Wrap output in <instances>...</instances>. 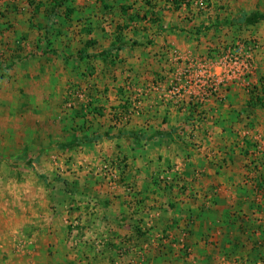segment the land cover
Segmentation results:
<instances>
[{
  "label": "rangeland",
  "instance_id": "rangeland-1",
  "mask_svg": "<svg viewBox=\"0 0 264 264\" xmlns=\"http://www.w3.org/2000/svg\"><path fill=\"white\" fill-rule=\"evenodd\" d=\"M67 1L0 0V264H150L136 261L132 253L135 247L139 249L132 236L134 225H125L124 229L129 231L120 232L116 216L136 215L139 220L147 218L146 222L151 223L149 208L136 199L141 188L137 182L156 181L162 193L166 181H172L173 176L187 179L182 183L189 191L187 200L194 205L198 202L192 209L205 212L221 209L220 217L214 214L210 217L229 231L224 234L231 237L236 232L241 234L240 239L226 240L227 246L205 264H264V187L256 186L264 173V102L258 100L264 97V21L256 25L243 22L252 13H264V0H168L160 15L152 7H140L134 13L124 11L122 18L115 9L110 11L113 32L122 30L137 37L158 25L164 28L162 21L186 24L179 30L192 34L187 36L192 37L195 51L179 49L170 43L159 51L142 52L141 42L133 38L135 53L104 50L101 55L98 50L92 57L96 65L93 72L82 55L85 71L80 72L77 81L68 78L71 85L66 84L63 103L54 104L51 109L57 118H50V123L45 124L44 130L53 134L51 144L42 150L37 141L28 148L23 145L24 140L22 143L15 136L25 131L26 122L35 124L36 120L21 117L25 114L20 108L22 89L13 76L17 74L13 66L20 64L24 70V65L34 63L42 50L44 57L53 54L49 61L65 64V60L57 57L54 46L56 37L70 32L68 20H80L82 26L87 25L84 32L92 29L91 20L97 25H107L101 15L102 4L97 3L100 0H82L87 5L92 1L98 5L92 10L91 19L86 18L89 7L77 8L80 15L74 18L76 8L69 3L62 7ZM56 5L59 7L57 13L54 10L55 16L61 15L58 20L52 14ZM163 15L169 19L164 20ZM190 23L195 25L191 29ZM35 33L38 37L29 39ZM78 42L85 47L84 40ZM18 43H23V47H14ZM86 46L96 49L95 40H87ZM229 50L235 56L251 54L253 64L245 83L236 81L224 87V101L214 95L203 99V91L197 89L196 94H201L196 96L171 93L175 76L184 67L223 60ZM102 60H108L107 65L119 62L123 66L106 70ZM137 63L140 64L134 67ZM106 81L110 84L106 85ZM226 102L230 103L231 114L222 130L216 128V133L210 124L215 116L214 105ZM150 105H162L187 117L185 134L170 138L178 146L182 143L176 157L181 160L183 174L171 167L167 172L163 158H153L155 153L148 149L147 143L127 135L121 140L105 137L102 141L95 136L96 127H100L96 124H102L104 130L108 126V132L113 134L124 129L132 131L137 117L148 114ZM135 162H140L143 173L134 169ZM155 163L158 170L150 166ZM233 177L236 183L229 184L227 179ZM182 184L172 185L171 191ZM154 204L160 207V197ZM164 206L163 203L161 209ZM134 228L137 235L146 236L144 228ZM161 234L157 235L160 241L164 239ZM189 234L182 233L178 240L184 244L180 250L185 261L190 256L197 259L185 244ZM207 235L199 242L217 248L218 240ZM121 241H126V247L120 246ZM149 242L153 243L148 238L145 244ZM124 247L129 250L120 255L119 250ZM146 249L155 252L154 248ZM137 253L140 255V250ZM239 253L249 258L247 262L237 258ZM171 256L166 264H172ZM183 259H175L174 264H182Z\"/></svg>",
  "mask_w": 264,
  "mask_h": 264
},
{
  "label": "crops",
  "instance_id": "crops-1",
  "mask_svg": "<svg viewBox=\"0 0 264 264\" xmlns=\"http://www.w3.org/2000/svg\"><path fill=\"white\" fill-rule=\"evenodd\" d=\"M104 1V4H103ZM168 0H100L98 5L101 8V15L106 20V24L98 23L95 24L91 20L92 29L88 32H84L85 29L88 27L87 25L82 26L80 20H68V25L70 28V32L61 34L60 36L56 37L58 41L57 44L54 46V51L57 53V57L60 60H65V64H61L57 62V60L49 61L50 57L53 56V54H48L47 59L43 56L44 50L38 55V58L34 61L32 64L24 65L25 69L22 70V67L18 65H14V73L13 76L16 78V80L19 82L18 87H21L22 94L21 96L23 99L21 100V109L24 111L22 113L23 118L25 120H36V123H30L26 122L24 124L25 131L18 132V136H15V138H19L20 141L24 140L26 146L29 148H32V143L36 144L37 141L40 142L41 147L44 150L48 144H51L53 140V134L51 132H47L44 130V128H47L45 124L50 123V118L54 119L55 114L51 113L52 106L55 104L56 106L63 103V92L65 91L66 84H70L68 81V78H71L70 81H77L78 77H80V72L85 71L82 68V55H84L87 62H89V70L93 72L95 64L92 62V57L98 54L99 52L103 53L104 50L117 51L124 49L128 54H132L131 52L136 51L134 48L135 44L131 43V39H137L140 43V49L141 51L151 52V51H159V48L161 49L162 46L166 47V44L173 43L176 45L177 48H181L183 50H192V52L195 51L194 49V42L192 40L191 36H187L189 33L188 31H182L179 30L183 27H186V24L181 23H170L168 21H162L160 24H165V27H161V25H158L157 28L153 27L151 31L144 32L141 37H137L136 35H133V33L128 32H122V30L118 32H113L111 30L113 23L110 16V11L114 10L119 13V17L122 18L123 14H130L137 11L136 8H145L150 9V7L153 8V12L156 13V15H160L162 12V6H164V3H167ZM70 4L72 8H76L75 12H73V17L76 18L80 15L79 12H77V8H86L89 7V13L87 14L86 18H92V10L98 5H96L95 2L89 3L90 5H87V1L82 0H69L63 4L62 7H65V4ZM163 3V5H160ZM95 5V6H94ZM165 7V6H164ZM128 9V10H126ZM125 11V12H124ZM63 13V12H62ZM60 12V14H62ZM53 14V18H57L56 20L61 18V15ZM164 20L169 19L167 16H164ZM63 20H66V18L63 17ZM159 20V19H158ZM147 21V20H146ZM63 25V24H62ZM96 25L98 26L96 28ZM105 25V26H104ZM123 26L125 24L123 23ZM122 26V27H123ZM191 29L192 23L188 25ZM95 27V29H94ZM120 27V28H122ZM173 27V28H172ZM163 28V29H162ZM68 29V28H67ZM33 30V29H32ZM31 31V30H30ZM29 39H33L38 37V33L30 34ZM192 35V34H189ZM196 36L195 34H193ZM140 36V35H138ZM83 38V39H82ZM141 38V39H140ZM19 40V39H18ZM61 40L68 41V42H62ZM84 40L85 41V47L82 42H78ZM87 40H95V47L88 48L86 46ZM119 40H123L119 42ZM61 41V43L59 42ZM180 42V45H179ZM63 43V44H62ZM23 43L15 44L14 47L19 48L23 47ZM147 48V49H145ZM196 48V46H195ZM98 50H100L98 52ZM138 50V49H137ZM27 54V50H24ZM131 51V52H130ZM189 51V52H190ZM140 54V51H137ZM55 53V52H54ZM101 53V55H102ZM126 53V54H127ZM135 53V52H134ZM62 56L63 59H62ZM90 58H88V57ZM66 57H72L71 59ZM53 58V57H52ZM79 60V61H78ZM103 61V60H102ZM108 61V60H107ZM105 62H102V67H104L106 70H113L116 67H120V65L123 66V63L114 62L111 65H107ZM130 61V60H128ZM140 63H137V65H133L134 67L138 66ZM151 66V65H149ZM154 67H157L155 64H153ZM151 66L150 68H154ZM164 66V65H163ZM87 67V66H86ZM133 67V68H134ZM12 69V70H13ZM143 69L145 70V66H143ZM23 71V72H22ZM20 72V73H18ZM20 74V75H18ZM65 79L63 80V78ZM77 77V78H76ZM68 79V80H67ZM93 82V79L90 80ZM91 82V83H92ZM105 83V82H104ZM106 85L110 84L106 81ZM71 85V84H70ZM230 103H223L221 105H217L215 103V113H214V119H210L212 123H210L212 126H214V129L216 132V128L219 130H222L223 126L225 125V119H229V115L231 114L229 107ZM221 114V115H220ZM22 118V119H23ZM186 118L184 116H179L178 113H174V111L169 110L167 107H164L162 105H150L149 113L144 114L142 116L137 117L135 120L136 125L133 128L132 131L126 132V130L119 131L116 134L109 133L108 132V126L106 127V130L102 128V124H96V127L98 130V133H96L95 136H100L99 141L105 140V137H108V135L115 136L114 138L117 140L123 139L124 135H127L129 138L135 139L134 137L130 136V133H135L138 135H143L145 137H154L151 140H145V139H135L143 143H147L148 149L150 151H153L155 154L152 156L154 157H162V163L164 161V167L166 168V171L169 172V167H171V170L174 171L175 169H180L181 173L185 172V170L181 167L180 158L176 157V153H179L181 150L182 143H179V146L176 145L174 141H172V137L175 136H181L184 135L183 133L186 130ZM37 122L40 123V125H37ZM218 124H216V123ZM45 125V126H44ZM106 126V125H105ZM213 129V128H212ZM126 132V133H125ZM217 133V132H216ZM121 134L120 137L117 135ZM145 144L139 145L138 152L144 147ZM141 152V151H140ZM175 165V166H174ZM152 166V169L155 170V168L158 166V163L150 164ZM214 166V165H213ZM235 166V164H234ZM134 169H138V171L143 170L140 168V162L134 163ZM132 167H129L128 170L130 171ZM158 170V167H157ZM183 171V172H182ZM156 173V171H155ZM167 176V175H165ZM185 179V178H184ZM183 178L180 180L177 178H174L172 181L168 182L166 181L165 184V190L162 193H159V190H162V188H159V184L154 183L150 181L149 183H143V181H138V187L139 188V195H135L136 199H140L143 201V204L146 205V207L149 208V212L152 213V221L151 223L146 222L145 220L141 219L139 220L136 218V215H127V214H121L116 216V220L118 223L117 230H120V232H128L129 230L124 229L125 225H134L133 228L131 226V230L133 232L132 236L137 240V249L140 250V255H138L137 252L139 250H136L132 253L136 255V261H141L140 263H147L150 264H160L158 262H165L169 255H172L171 257L174 258L171 260L172 264H174L175 259H183L182 254L183 251L180 250V248L184 247V244H180V241H178L182 233L184 235H187V233H190L188 236V240H186V247H190L195 252V257L197 259L193 260L190 257L187 259V261L180 260L182 264H205L210 263L213 258L219 253V249L227 246L225 243L226 240H235V238L240 239L241 234L239 232H236V234L227 235L228 230L223 229L224 226L219 223V221H216L214 217H210V214L219 215L221 212V209L212 210L209 212H205L204 210H197L192 209V207H197L198 202L196 205L192 202V200H187V195L189 194V191L186 190L183 186L184 180ZM229 181V184H234L235 177L233 179H227ZM228 181L226 183H228ZM173 184H172V183ZM165 183V182H164ZM182 184L181 186L174 187V190L171 191L172 185ZM151 187V188H150ZM169 189V191H167ZM171 191V192H170ZM160 197V207L158 208V203ZM185 200V201H184ZM187 201H190L188 203ZM198 201V199H197ZM166 202L167 205H166ZM165 204L164 208L161 209V205ZM158 210V211H157ZM158 212V214H157ZM228 215V213H227ZM225 215V216H227ZM129 216V217H128ZM134 218H133V217ZM220 217V215L218 216ZM219 219V218H218ZM110 220V219H109ZM143 220V221H142ZM139 225H137V224ZM140 226L141 229L144 228L143 231L146 232V236L137 235V229L134 227ZM149 230V231H147ZM224 231L227 234H224ZM159 233L161 234V237L164 238L162 241L158 240L157 235ZM208 234V235H207ZM211 234L214 239L218 240L217 243L219 246L217 248L213 246L212 248L209 246H204L199 242V240L202 239L204 236H209ZM262 234V233H260ZM160 236V235H159ZM150 239L152 241L153 245L145 244L147 239ZM220 238V239H219ZM196 239V240H194ZM215 240V241H216ZM127 241V240H126ZM126 241H121L120 246L126 247ZM157 241V243H155ZM195 242V243H194ZM117 248H119V243L116 245ZM130 246V245H129ZM144 247V250H147L146 252L141 248ZM229 246V244H228ZM121 249L120 255H124L129 250L127 249ZM147 247L152 250L155 249V252H150ZM120 249V248H119ZM132 251V250H131ZM142 251V252H141ZM157 251V254H156ZM150 254L148 255V253ZM159 252L161 255H159ZM178 252V254H176ZM221 253V252H220ZM119 254V252H118ZM131 254V253H130ZM130 255H127V257ZM132 256V255H131ZM123 257V256H122ZM220 257V256H219ZM171 258V259H172ZM237 258H243L246 259V262L249 258L243 254H238ZM253 258H250V261H252ZM259 261V260H258ZM256 262V261H255ZM139 263V262H138Z\"/></svg>",
  "mask_w": 264,
  "mask_h": 264
},
{
  "label": "built area",
  "instance_id": "built-area-1",
  "mask_svg": "<svg viewBox=\"0 0 264 264\" xmlns=\"http://www.w3.org/2000/svg\"><path fill=\"white\" fill-rule=\"evenodd\" d=\"M228 53L223 60L215 63L201 61L199 65H189L176 74L172 83L171 93L179 96L200 95L196 89L202 90L203 99L214 95L217 99L224 101V87L235 84L236 81H247V75L252 69L253 58L251 54L235 56ZM222 59V58H221ZM174 78V79H175ZM250 83V82H248Z\"/></svg>",
  "mask_w": 264,
  "mask_h": 264
},
{
  "label": "trees",
  "instance_id": "trees-1",
  "mask_svg": "<svg viewBox=\"0 0 264 264\" xmlns=\"http://www.w3.org/2000/svg\"><path fill=\"white\" fill-rule=\"evenodd\" d=\"M59 6H61V4L59 5ZM59 6H57L56 5V9L54 8V9H52V13L54 12V10H55V12L57 13V7H59ZM55 14V13H54ZM262 21H264V13H261V12H255V13H252L251 15H248V16H246L244 19H243V22L244 23H246V24H248V25H256V24H258V23H260V22H262ZM263 92H264V90H263ZM264 97H259V101L260 102H264L263 99ZM251 105V104H250ZM118 137H120L121 136V134H118L117 135ZM130 136H132V137H134L135 139H145V140H151L152 138H154L153 136L152 137H145V136H143V135H138V134H135V133H130ZM108 137L109 138H113V137H115V136H112L111 134L110 135H108ZM256 186H258V187H261L262 189H263V187H264V173H262L261 175H260V177H259V181L257 182V184H256Z\"/></svg>",
  "mask_w": 264,
  "mask_h": 264
}]
</instances>
